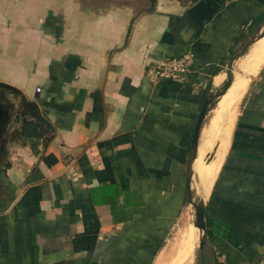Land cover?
<instances>
[{
	"label": "crops",
	"instance_id": "0c3cea01",
	"mask_svg": "<svg viewBox=\"0 0 264 264\" xmlns=\"http://www.w3.org/2000/svg\"><path fill=\"white\" fill-rule=\"evenodd\" d=\"M148 7L0 0V83L12 88H0V110L33 102L52 127L34 153L14 125L0 135V264H155L193 196L208 240L199 264L264 258V60L206 195L194 188L198 155L186 172L202 100L263 30L264 0H224L197 35L181 0ZM183 53V79L147 81L150 64Z\"/></svg>",
	"mask_w": 264,
	"mask_h": 264
},
{
	"label": "water",
	"instance_id": "95a60500",
	"mask_svg": "<svg viewBox=\"0 0 264 264\" xmlns=\"http://www.w3.org/2000/svg\"><path fill=\"white\" fill-rule=\"evenodd\" d=\"M184 5L183 8V20L184 22L193 29L194 35H197L204 22L208 21L211 16L218 11L224 0H181ZM149 7L148 10H151L153 7L154 0H148ZM264 35V28L259 35L255 38L246 42L245 47L234 57L238 58V56H242L245 53L246 47L252 44L255 40ZM231 58L226 66L225 72V81L222 84L221 89L216 92H208V94L203 98L202 103L200 105L197 117L193 124L191 130V136L189 141V152L187 158V179H189L192 162L196 156L197 146H198V134L199 128L202 123L203 118L205 117L207 111L209 110V105L211 100L214 97H219L224 93L231 82V78L229 75L230 66L232 63ZM0 88L3 90L10 91L12 88L7 86L6 84L0 83ZM14 94V93H11ZM18 109L16 112L12 113V108L2 109L0 110V135L3 134L10 125H14V130L12 132L18 135L19 140L26 144L31 153H34L37 145L44 147L46 142H48V135L52 132L51 125L47 122V120L38 112L36 106L33 102H24L19 100ZM216 143L211 152L207 156V160L209 161L217 147ZM186 192L189 194L188 188L186 187ZM189 203L192 205L194 210V220L193 226L201 232V235L198 238L197 246L198 250H201L205 241V223H204V204L201 199L197 200V202H193L188 198Z\"/></svg>",
	"mask_w": 264,
	"mask_h": 264
},
{
	"label": "bare ground",
	"instance_id": "6f19581e",
	"mask_svg": "<svg viewBox=\"0 0 264 264\" xmlns=\"http://www.w3.org/2000/svg\"><path fill=\"white\" fill-rule=\"evenodd\" d=\"M257 40H255L251 44L252 46L250 45L249 48H247V51L243 54L247 57V60L244 62L240 57L235 63L236 70L241 65L246 73H239L235 70L231 76V82L227 89L218 98L216 97V104L214 105L217 106V109L212 113L213 117L209 122L203 148L201 149V146L198 144L196 156L192 162L193 167L198 155L199 158L194 173L196 184L193 183V185L195 184L194 188L197 194L202 193L204 196L209 191L227 146L229 132L234 118L232 110L233 105L245 90L249 77L256 72L257 68L264 60V43L260 39ZM223 76V74L215 76L214 83L219 84ZM216 143L218 144L214 155L208 161L207 156L208 153L211 152L209 150ZM194 229L199 238V231L197 228H193V225H190L189 227L184 228L182 232H179L180 235L178 234L179 237L175 242L173 253L170 258L175 264H191L193 251L196 245Z\"/></svg>",
	"mask_w": 264,
	"mask_h": 264
},
{
	"label": "rangeland",
	"instance_id": "374dc122",
	"mask_svg": "<svg viewBox=\"0 0 264 264\" xmlns=\"http://www.w3.org/2000/svg\"><path fill=\"white\" fill-rule=\"evenodd\" d=\"M260 40H262L263 43H264V36L261 37ZM241 58H242V61H244V62L247 60V57H246L245 55H242ZM235 63H236V62H233V63H232V66H231V68H230V69H231V72H229L230 78H231L233 72L236 70V68H235ZM236 71L239 72V73H243V74L246 73V72H245V69H244L243 67H241V65H240V67L237 68ZM224 81H225V79H224ZM224 81H223V82H224ZM223 82H222L219 86H217L216 88H214L213 90H211V92H213V93L218 92V91L221 89ZM217 98H218V97H217ZM217 98L214 97V98L211 100L210 105H209V110H208V112H207L205 118L203 119V122H205V123L203 124L202 130H201V132H202L201 134H202L203 137H204V135H203V130H204V132H205L206 129H208L209 122H210V120H211L212 117H213V114H212V113H213V111L217 108V106L214 105V104H216V99H217ZM239 99H240V97L236 100L235 104L233 105V108H232V110H233V115H234V114L236 113V111H237L238 104H239ZM212 109H213V110H212ZM210 114H211V115H210ZM201 134H200V135H201ZM211 150H212V148H211L209 151H211ZM209 153H210V152H209ZM209 153H208V154H209ZM194 187H195V186H194ZM192 200H193V201H196V200H197V197H196V196H193V197H192ZM193 213H194V210H193L192 205H190V204L187 205V206L183 209V211H182V213H181V219H180V220L178 221V223L175 225L174 230L171 231L170 238H169L168 242H166V245H165V247H164L162 253L160 254V256H159V258H158V262L155 263V264H167V263H168V264H175L174 261H172V260L170 259L171 256H172V253H173V248H174L175 242H176V240L178 239V237H179V235H180L179 232H182V230H183L184 228H187V227H189L190 225H193V220H194V215H193ZM193 228H195V227L193 226ZM197 232H198V231H197ZM178 234H179V235H178ZM199 234L201 235V232H200V231H199ZM194 237H195V240H196V243H195L196 245H195V248H194V251H193L191 264H199V262H200V251L198 250V246H197L198 235H197L195 229H194ZM203 247H208V240L206 239V237H205V241H204ZM203 247H202V249H203ZM169 259H170V260H169Z\"/></svg>",
	"mask_w": 264,
	"mask_h": 264
},
{
	"label": "built area",
	"instance_id": "2783aa9c",
	"mask_svg": "<svg viewBox=\"0 0 264 264\" xmlns=\"http://www.w3.org/2000/svg\"><path fill=\"white\" fill-rule=\"evenodd\" d=\"M190 61V53H183L179 56L163 57L146 68L144 74L145 78L151 83L168 79L181 80L189 71ZM37 90L38 88H36V91ZM255 264H264V258L259 259Z\"/></svg>",
	"mask_w": 264,
	"mask_h": 264
},
{
	"label": "trees",
	"instance_id": "16d2710c",
	"mask_svg": "<svg viewBox=\"0 0 264 264\" xmlns=\"http://www.w3.org/2000/svg\"><path fill=\"white\" fill-rule=\"evenodd\" d=\"M205 233L207 234V230H205Z\"/></svg>",
	"mask_w": 264,
	"mask_h": 264
}]
</instances>
